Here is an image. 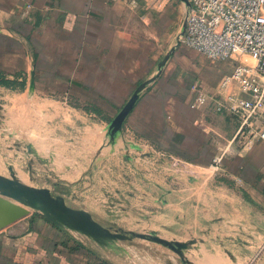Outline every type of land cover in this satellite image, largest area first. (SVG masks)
<instances>
[{
	"label": "crops",
	"instance_id": "0c3cea01",
	"mask_svg": "<svg viewBox=\"0 0 264 264\" xmlns=\"http://www.w3.org/2000/svg\"><path fill=\"white\" fill-rule=\"evenodd\" d=\"M173 2L0 0V79L10 81L0 83V128L43 168L28 171L35 185L80 189L71 206L98 221L141 216L142 229L195 240L187 254L198 264H264V141L234 139L225 112L180 106L185 130L168 123L148 150L127 142L116 113L87 112H120L145 80L173 74L168 57L160 65ZM76 233L31 211L0 228V264H144Z\"/></svg>",
	"mask_w": 264,
	"mask_h": 264
},
{
	"label": "rangeland",
	"instance_id": "374dc122",
	"mask_svg": "<svg viewBox=\"0 0 264 264\" xmlns=\"http://www.w3.org/2000/svg\"><path fill=\"white\" fill-rule=\"evenodd\" d=\"M167 6L168 9L163 13L165 16L164 21L167 22V25L166 27L163 26L164 30H160V40L163 41L160 42V52L164 56V54L171 51L168 57V63L171 64L172 70H174L173 74L171 75V73H169L170 76L168 78H166L165 75V78L161 79L159 83H156L157 79H151L146 82L137 93L128 95L126 102H129L132 96L134 99L129 103V113L122 121V125L124 126L123 129L125 128L128 134V136H126L128 143L131 141H133L132 143L142 142L145 143L148 148L152 149L155 148L154 138L156 134H154V132H159V134L160 131L164 132L168 123L171 125L172 130H185L182 118H176L175 115L179 114L180 106H182L183 111L192 109L189 105V97L191 96L193 81L198 80L207 87L214 86L221 75L232 70L233 66L237 63V59L240 57V55H234L233 57L223 60H212L187 47L179 40L184 23L185 5L182 0H174V2L169 5L167 3ZM241 57L247 63H254L253 59L247 55ZM183 74L186 81L192 83L191 88L186 91L180 89L181 81L179 82V80L182 78ZM154 80L155 83L150 85ZM70 102L81 105V102L74 97L70 99ZM87 112L95 121H101V119L105 120L106 118H104V116L108 117L110 114H119V111H101V114L95 111L90 112L89 110H87ZM168 118L170 119L169 122H167ZM168 132L169 130H166L165 134L163 136L161 135V137L167 138ZM180 140H182V138H180ZM141 152L145 153L143 150ZM29 154L30 150H28L23 143L17 142L14 135H9L6 130L0 128L1 174L9 175L7 165L10 164L13 166L16 173L18 171V173L20 172L23 174L24 172L27 174V179L25 180L19 177L21 175L17 173L20 180H25L24 182L35 185L33 180L28 177V171L37 174L38 172H42L43 168L41 169L35 158ZM114 166L118 167L119 165L114 163ZM61 188H53V191L56 193H66L67 203L70 205L72 203L77 204V201H72L68 195L71 193H80L81 190L78 188H74L75 191L72 188ZM140 217L141 216L134 215L127 219H121V221L118 222H106L103 220V222H99L113 229L143 232L148 230V228L142 229L141 225L138 224ZM99 218L105 217L99 216ZM158 232L161 236L170 239L167 237L169 233L166 230H160ZM76 234L80 237L88 238L78 232ZM87 240L93 242L89 238ZM119 244L127 249V253L130 254L133 259L136 258L144 264H150L155 259L161 261L163 264H179V257L177 254L158 243L146 239L132 238L131 240L119 241ZM94 245L100 247L95 242ZM102 250L106 254L112 252L107 249Z\"/></svg>",
	"mask_w": 264,
	"mask_h": 264
},
{
	"label": "built area",
	"instance_id": "2783aa9c",
	"mask_svg": "<svg viewBox=\"0 0 264 264\" xmlns=\"http://www.w3.org/2000/svg\"><path fill=\"white\" fill-rule=\"evenodd\" d=\"M186 1L179 40L212 60L240 55L214 86L196 80L189 105L229 114L236 123L234 139L264 141V0ZM220 160L221 155L214 158Z\"/></svg>",
	"mask_w": 264,
	"mask_h": 264
},
{
	"label": "water",
	"instance_id": "95a60500",
	"mask_svg": "<svg viewBox=\"0 0 264 264\" xmlns=\"http://www.w3.org/2000/svg\"><path fill=\"white\" fill-rule=\"evenodd\" d=\"M184 3L187 1L183 0ZM184 31V23L181 34ZM168 52L160 65L169 57ZM145 80L138 88H142ZM119 112L120 121L124 120L129 113V103ZM9 175L0 173V228L27 215L31 211L40 213L48 221L60 228L85 235L102 248H107L117 254H126L127 249L119 244V241L131 240L132 238L146 239L169 248L179 257V264H198L188 257V251L192 248L195 240L167 239L157 230L148 229L140 232L135 230L113 229L97 221L93 215L81 207L69 205L61 193H56L48 187L37 186L20 180L12 165L8 164Z\"/></svg>",
	"mask_w": 264,
	"mask_h": 264
},
{
	"label": "trees",
	"instance_id": "16d2710c",
	"mask_svg": "<svg viewBox=\"0 0 264 264\" xmlns=\"http://www.w3.org/2000/svg\"><path fill=\"white\" fill-rule=\"evenodd\" d=\"M0 83L7 85V84H10V81L2 78V79H0ZM95 112L98 113V114H101V111L100 110H95Z\"/></svg>",
	"mask_w": 264,
	"mask_h": 264
},
{
	"label": "bare ground",
	"instance_id": "6f19581e",
	"mask_svg": "<svg viewBox=\"0 0 264 264\" xmlns=\"http://www.w3.org/2000/svg\"><path fill=\"white\" fill-rule=\"evenodd\" d=\"M17 173H18V171H17ZM18 174H20L21 176H19V177H22V178H24L25 176H24V174H22V173H18ZM26 179V178H25ZM25 181V180H24Z\"/></svg>",
	"mask_w": 264,
	"mask_h": 264
}]
</instances>
